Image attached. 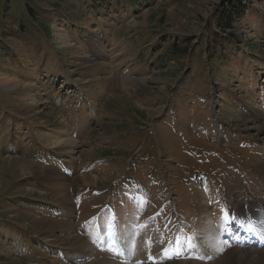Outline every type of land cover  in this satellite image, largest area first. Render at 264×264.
Instances as JSON below:
<instances>
[{
    "label": "rangeland",
    "instance_id": "rangeland-1",
    "mask_svg": "<svg viewBox=\"0 0 264 264\" xmlns=\"http://www.w3.org/2000/svg\"><path fill=\"white\" fill-rule=\"evenodd\" d=\"M223 1L0 0V74L32 84L0 86V264H264V246L221 238L238 226L219 217L264 216V139L233 115L264 114V0L226 35ZM200 174L216 201L196 221ZM109 222L122 251L103 244Z\"/></svg>",
    "mask_w": 264,
    "mask_h": 264
},
{
    "label": "bare ground",
    "instance_id": "bare-ground-1",
    "mask_svg": "<svg viewBox=\"0 0 264 264\" xmlns=\"http://www.w3.org/2000/svg\"><path fill=\"white\" fill-rule=\"evenodd\" d=\"M55 29V34L56 37L59 41V43L62 45V47L65 48H71L73 47L76 53L79 54V52L81 51V48L74 43V40L70 37V35L67 33V31L63 28L60 27L59 24L54 26ZM81 54H85L80 52ZM80 56V55H79ZM87 62H85V64H87L88 66H93L91 57L86 56ZM111 69L107 68L106 73H110ZM125 82H129V83H133V81L125 79ZM124 82V83H125ZM135 83V82H134ZM136 84V83H135ZM0 86L2 87V89H13L15 87H22L24 86V88H31L32 84H25L24 82L20 81L19 79L15 78V77H11L9 75L6 74H0ZM25 101H29L27 102V106H29V109L31 110L32 108H35L36 106L39 105V103L37 101H35L32 98L26 97L24 98ZM23 99V100H24ZM264 113V112H263ZM234 117H236L234 119V121L237 123L235 124L236 127H238L240 130H242L243 132H245L248 136V138L252 137V136H257V137H261L262 139H264V114H262L261 111H253L252 112V117L248 118V117H244V116H240L237 114H234ZM258 121V122H257ZM250 122L252 123V125H250ZM255 131V132H253ZM224 135L220 132L219 133V141H223L224 139ZM76 141L72 140V138L66 139L65 136L63 135H56L53 137L52 140V145L54 147H59V146H69V145H74ZM258 161V160H257ZM260 166V165H259ZM261 167L264 168V164L261 165ZM29 171H32V169H29ZM28 171V172H29ZM41 177L44 178V180H48L47 178L52 175L53 177H58L56 176L55 173L53 172H48V173H40ZM1 183V181H0ZM205 186H203L202 191L204 192L203 194L200 193L201 191L198 192H194V200L196 201L195 206H197V208L195 209V214H194V218L196 221H198V219H207V217L209 215H212V208L210 206L213 205H207L205 204V200H206V196H211V194H213V201H216L215 196L216 192L213 190L211 183L208 182L206 184H204ZM199 189V188H197ZM173 195H178L177 190H173L171 192ZM193 199V198H192ZM211 199V198H209ZM210 201V200H209ZM212 202V201H211ZM217 203V202H216ZM175 207H173V213H177V204H174ZM219 207H217V210L221 207H223L222 205L218 204ZM259 205H251L248 210H242V215L241 212L239 210H236L232 207H226L224 206L220 211H219V217L221 218V220L223 219L224 222H226L228 219L233 218L234 220H238V225L240 223L244 224L243 222H247V228L243 227V226H239L241 231L245 234L244 238H240L237 240L239 241L241 244H257L259 246H264V235L261 233V230L264 229V216H261L259 213ZM194 209V208H193ZM214 212V211H213ZM197 213V214H196ZM241 216V218H240ZM198 218V219H197ZM200 222V220H199ZM109 226L106 227L105 230V235H103V237L105 238V242H103V244L105 246H109L112 247L113 249H120V251H122L124 249V244L122 243V241L118 240L117 237L119 235V231L117 230L116 223L114 226V223L109 222ZM119 225V224H118ZM208 227V226H207ZM211 230H209L208 232L211 231L214 232L215 229L210 228ZM182 230V229H181ZM178 231H180V227H178ZM107 233H108V238L110 239V241H108L107 239ZM222 237H228V238H238V236L234 235L232 232H228V233H224L222 234ZM81 239V238H80ZM77 239L80 244H81V240L83 239ZM108 241V242H107ZM77 244V243H76ZM79 245V244H78ZM77 245V246H78ZM81 248L82 247H86L87 243H84L83 245H80Z\"/></svg>",
    "mask_w": 264,
    "mask_h": 264
},
{
    "label": "trees",
    "instance_id": "trees-1",
    "mask_svg": "<svg viewBox=\"0 0 264 264\" xmlns=\"http://www.w3.org/2000/svg\"><path fill=\"white\" fill-rule=\"evenodd\" d=\"M244 0H224L218 9L220 11L218 25L220 28L229 32L233 26L242 20L248 7Z\"/></svg>",
    "mask_w": 264,
    "mask_h": 264
},
{
    "label": "crops",
    "instance_id": "crops-1",
    "mask_svg": "<svg viewBox=\"0 0 264 264\" xmlns=\"http://www.w3.org/2000/svg\"><path fill=\"white\" fill-rule=\"evenodd\" d=\"M221 10H222V9H217L216 12H215V15H212V16H214V20H215V22H217V25H216V26H218V20H219V15H220V11H221ZM61 13H62V11H60L58 14H61ZM259 14H261V13H260V11L258 10V8H256L255 5L252 4V5L250 6V8L247 9V11H246V13H245V15L243 16V18H242L241 21L254 19V18L257 17ZM66 21L71 22L70 19H67ZM77 23H78V22H77ZM212 26H213V25H211L210 27H212ZM216 26H215V28H216ZM260 28H263V26H261ZM79 33L81 34V31H79ZM100 43H101V42H100ZM79 44H80V43H79ZM131 44H133V42H131ZM232 44H233V43H232ZM101 45L104 46L103 43H101ZM144 47H145V46H144ZM249 55H250V54H249ZM259 63H260V64H261V63L264 64V58L261 59ZM110 66H111V65H110ZM112 66H113V65H112ZM260 70H262V71H260L259 74L262 76V78H264V69L261 68ZM111 75H112V74H111ZM259 90H260V92L263 94V99H264V85H263V88H261V86H259Z\"/></svg>",
    "mask_w": 264,
    "mask_h": 264
},
{
    "label": "built area",
    "instance_id": "built-area-1",
    "mask_svg": "<svg viewBox=\"0 0 264 264\" xmlns=\"http://www.w3.org/2000/svg\"><path fill=\"white\" fill-rule=\"evenodd\" d=\"M244 1H245L244 3H245L246 5H251V4H252V3H251V0H244ZM218 31H222V29L219 27V28H218ZM227 33H228V32H225V31H224V35H226Z\"/></svg>",
    "mask_w": 264,
    "mask_h": 264
},
{
    "label": "snow or ice",
    "instance_id": "snow-or-ice-1",
    "mask_svg": "<svg viewBox=\"0 0 264 264\" xmlns=\"http://www.w3.org/2000/svg\"><path fill=\"white\" fill-rule=\"evenodd\" d=\"M172 258H179V257H178V255H177V256H174V257H172ZM193 258H195V257H193Z\"/></svg>",
    "mask_w": 264,
    "mask_h": 264
}]
</instances>
